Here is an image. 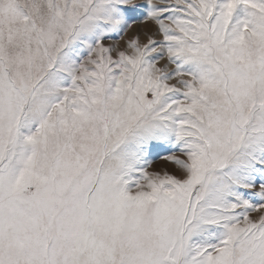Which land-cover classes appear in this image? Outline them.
<instances>
[{"label":"snow or ice","instance_id":"6c2138e0","mask_svg":"<svg viewBox=\"0 0 264 264\" xmlns=\"http://www.w3.org/2000/svg\"><path fill=\"white\" fill-rule=\"evenodd\" d=\"M0 264H264V0H0Z\"/></svg>","mask_w":264,"mask_h":264},{"label":"rangeland","instance_id":"374dc122","mask_svg":"<svg viewBox=\"0 0 264 264\" xmlns=\"http://www.w3.org/2000/svg\"><path fill=\"white\" fill-rule=\"evenodd\" d=\"M163 168H168L169 170H172L174 168V166L171 165V164H167V163H165L164 161H161V160H155L154 163H153V167L150 170H160V169H163Z\"/></svg>","mask_w":264,"mask_h":264}]
</instances>
